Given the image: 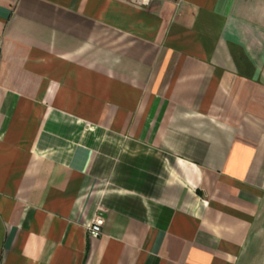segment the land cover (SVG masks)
Masks as SVG:
<instances>
[{
  "label": "crops",
  "instance_id": "crops-1",
  "mask_svg": "<svg viewBox=\"0 0 264 264\" xmlns=\"http://www.w3.org/2000/svg\"><path fill=\"white\" fill-rule=\"evenodd\" d=\"M0 264H264V0H0Z\"/></svg>",
  "mask_w": 264,
  "mask_h": 264
},
{
  "label": "built area",
  "instance_id": "built-area-1",
  "mask_svg": "<svg viewBox=\"0 0 264 264\" xmlns=\"http://www.w3.org/2000/svg\"><path fill=\"white\" fill-rule=\"evenodd\" d=\"M131 5L137 8H144L148 6L152 0H128ZM104 210H98L95 218L88 226V232L91 237H99L102 234V227L105 223Z\"/></svg>",
  "mask_w": 264,
  "mask_h": 264
}]
</instances>
